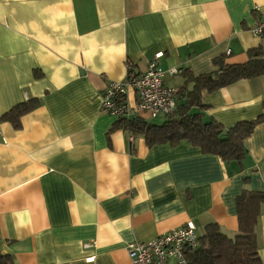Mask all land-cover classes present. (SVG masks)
Returning a JSON list of instances; mask_svg holds the SVG:
<instances>
[{
  "label": "crops",
  "instance_id": "crops-1",
  "mask_svg": "<svg viewBox=\"0 0 264 264\" xmlns=\"http://www.w3.org/2000/svg\"><path fill=\"white\" fill-rule=\"evenodd\" d=\"M262 15L264 0H0V119L38 103L18 128L0 120V254L13 264H129L128 243L187 224L197 237L215 224L233 238L235 198L264 194V121L241 165L228 164L187 143L147 148L112 129L120 119L102 96L157 56L162 70L193 76L215 72L217 58L264 59V35L253 33ZM163 81L185 86L180 74ZM202 101L203 121L225 128L264 116V75ZM126 104L135 113L132 90ZM255 233L264 264V203Z\"/></svg>",
  "mask_w": 264,
  "mask_h": 264
},
{
  "label": "trees",
  "instance_id": "trees-1",
  "mask_svg": "<svg viewBox=\"0 0 264 264\" xmlns=\"http://www.w3.org/2000/svg\"><path fill=\"white\" fill-rule=\"evenodd\" d=\"M248 57V61L240 65L225 64L222 58H217L213 61L216 71L211 74L193 76L187 70L179 71L177 75L182 76L185 86L176 90L175 107L171 113L159 117V123H147L138 117L120 119L112 129L127 132L132 138H142L147 148L161 145L173 148L187 143L204 155L241 165L246 155L244 141L255 126L264 121V116L238 122L229 128L214 121L204 122L202 111L207 106L203 104L202 96L239 80L264 75V59L260 58L259 51H250ZM37 104L34 99L18 104L0 120L18 128L20 117ZM262 203L264 194L261 192L242 191L235 198L237 234L229 238L217 225H207L203 235L197 237L196 249L185 253L188 264H261L255 228ZM0 264H13L12 258L0 254Z\"/></svg>",
  "mask_w": 264,
  "mask_h": 264
},
{
  "label": "built area",
  "instance_id": "built-area-1",
  "mask_svg": "<svg viewBox=\"0 0 264 264\" xmlns=\"http://www.w3.org/2000/svg\"><path fill=\"white\" fill-rule=\"evenodd\" d=\"M253 33L264 35V15ZM158 58L150 61L144 72L134 74L128 71L124 80L108 84L102 96V110L116 119H127L137 113L157 119L171 113L175 107L176 89L165 86L163 79L166 73L176 76L179 71L174 68L167 72L162 70ZM130 90L136 95L135 113L126 104ZM197 245L194 227L187 224L150 241L128 243L126 252L129 264H188L185 253L196 249ZM87 262L91 263L93 259L89 258Z\"/></svg>",
  "mask_w": 264,
  "mask_h": 264
}]
</instances>
